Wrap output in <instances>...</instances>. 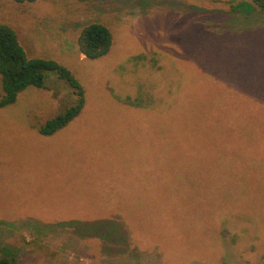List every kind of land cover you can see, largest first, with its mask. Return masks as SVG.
I'll return each instance as SVG.
<instances>
[{
	"label": "rangeland",
	"instance_id": "1",
	"mask_svg": "<svg viewBox=\"0 0 264 264\" xmlns=\"http://www.w3.org/2000/svg\"><path fill=\"white\" fill-rule=\"evenodd\" d=\"M140 1L0 0L26 54L84 91L50 135L37 125L74 100L55 72L0 106V257L264 264V9ZM93 21L113 39L87 59L77 38ZM108 187L119 202L104 201Z\"/></svg>",
	"mask_w": 264,
	"mask_h": 264
},
{
	"label": "trees",
	"instance_id": "2",
	"mask_svg": "<svg viewBox=\"0 0 264 264\" xmlns=\"http://www.w3.org/2000/svg\"><path fill=\"white\" fill-rule=\"evenodd\" d=\"M13 1L33 2L36 0ZM249 1L258 8L264 9V0ZM112 39V33L105 24L99 21L89 22L79 32L78 50L85 58L96 59L109 52ZM47 72H55L60 80L68 83L74 100L60 113L37 125L38 132L42 135L53 134L78 115L84 103L83 88L66 67L50 59L29 57L20 44L15 30L5 23H0V106L14 102L18 94L29 86H44ZM217 107L221 110V106ZM216 116L218 114L214 117ZM214 131H221V129L215 128ZM0 264H15L14 257H0Z\"/></svg>",
	"mask_w": 264,
	"mask_h": 264
},
{
	"label": "crops",
	"instance_id": "3",
	"mask_svg": "<svg viewBox=\"0 0 264 264\" xmlns=\"http://www.w3.org/2000/svg\"><path fill=\"white\" fill-rule=\"evenodd\" d=\"M87 176V175H86ZM116 193V194H115ZM117 193H118V195H119V197H120V192L117 190V192L114 190V189H112V187H108L107 189H106V197H105V199H104V201L105 202H107V203H111V202H119V198H117L116 197V195H117ZM26 218H29V219H36L35 217H31V216H29V217H26ZM85 218H88V217H85ZM111 218H113V217H111ZM118 219V218H120L119 216H116V217H114L113 219ZM72 219H76V218H72Z\"/></svg>",
	"mask_w": 264,
	"mask_h": 264
}]
</instances>
